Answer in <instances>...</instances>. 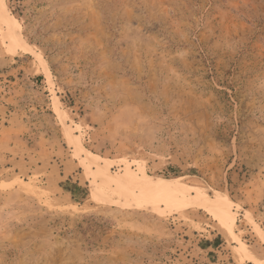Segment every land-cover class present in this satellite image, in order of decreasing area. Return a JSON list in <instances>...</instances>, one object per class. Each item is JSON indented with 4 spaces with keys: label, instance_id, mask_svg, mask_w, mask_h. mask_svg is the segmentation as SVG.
<instances>
[{
    "label": "rangeland",
    "instance_id": "obj_1",
    "mask_svg": "<svg viewBox=\"0 0 264 264\" xmlns=\"http://www.w3.org/2000/svg\"><path fill=\"white\" fill-rule=\"evenodd\" d=\"M4 1L41 57L0 21V264H264V0Z\"/></svg>",
    "mask_w": 264,
    "mask_h": 264
},
{
    "label": "bare ground",
    "instance_id": "obj_2",
    "mask_svg": "<svg viewBox=\"0 0 264 264\" xmlns=\"http://www.w3.org/2000/svg\"><path fill=\"white\" fill-rule=\"evenodd\" d=\"M2 8L0 10V21L1 24L7 26L4 28V34L8 36L13 47L19 49L20 51L27 53H34L38 56V53L35 52L30 45L26 42L22 33L19 29L20 23L12 14H10L6 8L4 0H0ZM38 57H41L40 54ZM44 66L45 73L49 81H51V73L49 67L45 62L42 61ZM52 83V81L50 82ZM58 99L55 100V106L58 108ZM65 117V115L63 114ZM77 149L79 151H84L87 154V159H91V163L96 166L93 167L91 163L84 164L88 171H91L96 168L97 175L106 182L115 185L117 188L123 190L124 192H131L132 189L139 188L144 191L147 195L161 200V203L170 205L173 208H187V207H202L211 213L216 219H219L223 222H226L231 218V204L228 199L224 200H209L207 197L198 194H190L185 189L179 187V185L170 182L169 179H163L154 177L148 174L145 171L143 166L139 167L138 173L141 175L138 176L135 174L134 169L127 164L124 173L119 174L117 177L114 174H111L110 166L108 164H100L99 157H95L83 147L80 139L74 138ZM76 149V150H77ZM93 154V153H92ZM80 155V154H79ZM101 159V158H100ZM86 161V160H85Z\"/></svg>",
    "mask_w": 264,
    "mask_h": 264
},
{
    "label": "trees",
    "instance_id": "obj_3",
    "mask_svg": "<svg viewBox=\"0 0 264 264\" xmlns=\"http://www.w3.org/2000/svg\"><path fill=\"white\" fill-rule=\"evenodd\" d=\"M178 174V173H177Z\"/></svg>",
    "mask_w": 264,
    "mask_h": 264
}]
</instances>
